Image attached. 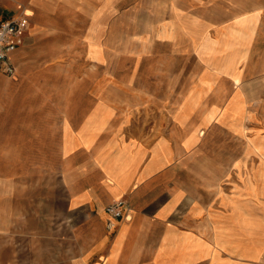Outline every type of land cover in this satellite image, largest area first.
I'll return each mask as SVG.
<instances>
[{
	"label": "crops",
	"instance_id": "obj_1",
	"mask_svg": "<svg viewBox=\"0 0 264 264\" xmlns=\"http://www.w3.org/2000/svg\"><path fill=\"white\" fill-rule=\"evenodd\" d=\"M38 1L0 0V20L32 12L0 72V264H264V0L189 3L167 28L185 66L114 98L88 55L105 23ZM78 44L84 82L63 62Z\"/></svg>",
	"mask_w": 264,
	"mask_h": 264
},
{
	"label": "rangeland",
	"instance_id": "obj_2",
	"mask_svg": "<svg viewBox=\"0 0 264 264\" xmlns=\"http://www.w3.org/2000/svg\"><path fill=\"white\" fill-rule=\"evenodd\" d=\"M28 1L15 0L13 8L19 12L17 6L23 7ZM38 3L54 11L60 19L75 17V8H88L89 17L96 24L105 23L104 28L95 32L94 43L103 58L94 66L100 68L99 72L106 73L107 79L105 82L99 78L95 81L97 85L110 82L112 98L126 96L118 80L120 77L134 83L138 72H156L161 77V74L169 75L168 71L178 66H185L183 60L174 59L173 50L178 45L168 32L163 33L162 30L168 31L175 17L192 15L197 19L199 14L197 5L189 4H198V0H39ZM189 5L192 9H185ZM2 15L6 16L5 13ZM90 61L85 57L84 45L80 44L76 45L69 58L63 60L75 70L74 82H84L83 72L93 66ZM119 72H122L121 75ZM175 77L182 81L187 76L181 74Z\"/></svg>",
	"mask_w": 264,
	"mask_h": 264
},
{
	"label": "built area",
	"instance_id": "obj_3",
	"mask_svg": "<svg viewBox=\"0 0 264 264\" xmlns=\"http://www.w3.org/2000/svg\"><path fill=\"white\" fill-rule=\"evenodd\" d=\"M25 26L24 14L16 18L0 20V72L3 74L9 76L14 74L15 68L10 62V55L21 44ZM105 211L113 219H121L123 214L122 202L115 201L108 205Z\"/></svg>",
	"mask_w": 264,
	"mask_h": 264
},
{
	"label": "bare ground",
	"instance_id": "obj_4",
	"mask_svg": "<svg viewBox=\"0 0 264 264\" xmlns=\"http://www.w3.org/2000/svg\"><path fill=\"white\" fill-rule=\"evenodd\" d=\"M22 14L24 15H31L32 12L29 9L26 8H22ZM185 30L187 32V34L190 36V40H191V44L193 46V48L197 51H201V52H207L208 54H214V43H210L209 41H205V39L203 38V35L200 34L199 29L194 27V25H187L185 27ZM163 33L168 32L166 29L162 30ZM100 49L98 48V46L96 45H89L88 47V55L90 58L96 60V61H100L101 57H100ZM203 54V53H201ZM211 57V56H210ZM61 60H57L55 62H60ZM223 62H229L228 60H223ZM259 158V162L260 163H264V155L260 154L258 155Z\"/></svg>",
	"mask_w": 264,
	"mask_h": 264
}]
</instances>
